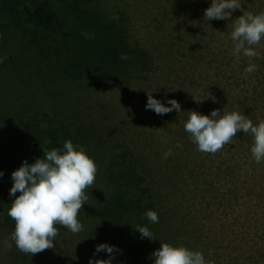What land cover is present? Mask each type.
<instances>
[{"label":"rangeland","instance_id":"374dc122","mask_svg":"<svg viewBox=\"0 0 264 264\" xmlns=\"http://www.w3.org/2000/svg\"><path fill=\"white\" fill-rule=\"evenodd\" d=\"M52 2L57 12L65 6L63 0ZM210 3L94 0L92 6L106 14L125 11L130 41L152 58V67L136 72L128 84L96 88L59 76L37 53L33 39L39 32L25 13L3 12L0 0V148L29 161L25 116L57 112L72 127L74 144L83 146L97 166L78 213L83 230L74 234L54 225L59 229L54 246L28 254L24 263L12 258L3 219L14 196L0 191V264H88L100 244L97 208L109 188L104 165L112 148L121 144L131 148L144 168L159 208L160 242L198 250L210 264H264V166L251 157L252 137L237 132L231 144L210 154L197 150L183 126L192 110L247 116L248 109L253 123L264 120V39L255 46L259 59L237 60L229 38L232 20L243 11L264 12V0H241V9L228 20L207 21L203 13ZM249 63L257 70L246 74ZM149 93L162 103L176 99L182 111L157 115L145 108ZM169 149L172 154L165 159ZM2 171L3 187L11 186L9 173ZM94 259L109 256L100 252Z\"/></svg>","mask_w":264,"mask_h":264},{"label":"trees","instance_id":"16d2710c","mask_svg":"<svg viewBox=\"0 0 264 264\" xmlns=\"http://www.w3.org/2000/svg\"><path fill=\"white\" fill-rule=\"evenodd\" d=\"M63 2L65 6L57 12L52 0H1V10L8 14L20 10L25 13L26 20L39 32L33 39L37 53L68 81L84 82L96 88L121 86L128 84L136 72L152 67L148 50L129 39L130 23L125 11L106 14L92 6L94 0ZM121 54L128 58L122 60ZM245 112L251 118L248 109ZM23 124L31 150L30 164L43 156V149L60 148L64 140L73 143L76 140L70 124L57 112L29 113ZM23 161L0 148V170L11 175ZM104 170L109 188L97 208L98 243L116 247L114 264H149L154 258L150 254L160 246L159 221L149 223L144 212L155 210L159 220L160 213L144 168L131 148L121 144L112 148ZM10 187H3L0 182V191L4 188L7 196ZM3 219L11 234L15 222L7 214ZM137 225L147 226L155 239H141L134 229ZM11 243L12 258L24 263L28 254Z\"/></svg>","mask_w":264,"mask_h":264},{"label":"clouds","instance_id":"9594fccd","mask_svg":"<svg viewBox=\"0 0 264 264\" xmlns=\"http://www.w3.org/2000/svg\"><path fill=\"white\" fill-rule=\"evenodd\" d=\"M241 6V0H211L203 17L207 21L228 20L232 12L241 9ZM85 35L87 38V34ZM229 38L233 42L232 54L237 60L241 56L259 59L261 53L255 46L264 39V12L253 14L243 11L242 15L232 20ZM120 58L126 60L128 57L121 54ZM2 62L3 58L0 57V63ZM256 70L257 65L252 63L244 68L246 74ZM145 108L157 115L173 110L177 113L182 111L176 99L169 98L162 103L151 93L147 96ZM183 126L197 150L210 154L231 144L236 133L242 131L252 137L250 153L254 162L259 164L264 161V120L253 123L240 111L222 113L213 109L205 115L192 110ZM176 147L180 148L182 145L178 143ZM171 154L169 149L163 153V157L166 159ZM96 174L94 159L83 146L74 144L71 140H64L60 148L43 149L42 157L31 164L24 160L13 170L9 195L14 196V199L7 209V215L15 222L10 239L16 248L30 256L52 248L59 231L54 225H62L74 234L82 231L83 225L78 220V213L88 199L85 190L92 187ZM2 176L3 171L0 170V177ZM17 192L19 195H16ZM144 217L151 224L159 221L158 213L152 209H147ZM134 229L138 230L141 239H155L147 226L137 225ZM116 251L114 245L100 243L96 245L93 257H89L88 264H112L111 258ZM100 252H106L109 259H94L95 253ZM150 255L154 257L152 264H210L202 252L181 244L160 242L159 248Z\"/></svg>","mask_w":264,"mask_h":264}]
</instances>
